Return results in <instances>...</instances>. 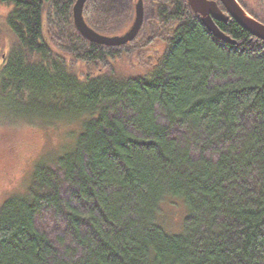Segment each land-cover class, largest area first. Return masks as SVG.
<instances>
[{
    "label": "trees",
    "instance_id": "1",
    "mask_svg": "<svg viewBox=\"0 0 264 264\" xmlns=\"http://www.w3.org/2000/svg\"><path fill=\"white\" fill-rule=\"evenodd\" d=\"M76 1L0 0V102L80 122L0 207V264H264V42L143 0L137 39L110 48L78 33ZM137 1L88 0L86 23L122 35ZM177 200L181 234L163 215Z\"/></svg>",
    "mask_w": 264,
    "mask_h": 264
},
{
    "label": "rangeland",
    "instance_id": "2",
    "mask_svg": "<svg viewBox=\"0 0 264 264\" xmlns=\"http://www.w3.org/2000/svg\"><path fill=\"white\" fill-rule=\"evenodd\" d=\"M4 17L5 12L0 9V18ZM0 28L6 29L3 19H0ZM7 46H11L8 41ZM7 108L9 114H6ZM13 112L9 104L0 102V207L12 195L26 191L34 167L42 160L54 166L56 156L74 144L69 135L80 129V122L76 121L41 127L25 118H13ZM173 202L163 207L164 221L171 232L180 233L187 209L182 202Z\"/></svg>",
    "mask_w": 264,
    "mask_h": 264
},
{
    "label": "water",
    "instance_id": "3",
    "mask_svg": "<svg viewBox=\"0 0 264 264\" xmlns=\"http://www.w3.org/2000/svg\"><path fill=\"white\" fill-rule=\"evenodd\" d=\"M192 12L199 16L205 27L213 35L228 44H236V41L224 34L217 22L227 23L232 17L242 28L253 37L264 42V24L250 16L237 0H219L229 15L225 14L216 1L212 0H186ZM88 0H77L73 7L74 25L79 34L87 41L110 48L125 46L137 39L145 21V3L138 0L135 5V20L132 26L122 35L105 36L97 33L85 21L84 10Z\"/></svg>",
    "mask_w": 264,
    "mask_h": 264
},
{
    "label": "flooded vegetation",
    "instance_id": "4",
    "mask_svg": "<svg viewBox=\"0 0 264 264\" xmlns=\"http://www.w3.org/2000/svg\"><path fill=\"white\" fill-rule=\"evenodd\" d=\"M237 1L245 9V11H247V13L250 16H252L256 20L264 24V0H237ZM219 7L225 14L229 15V13L226 11L223 5L219 4ZM232 20L234 19L230 17L228 22ZM217 23H220V22H217Z\"/></svg>",
    "mask_w": 264,
    "mask_h": 264
}]
</instances>
